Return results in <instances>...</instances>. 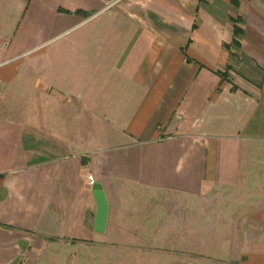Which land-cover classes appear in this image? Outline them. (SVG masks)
<instances>
[{
    "label": "crops",
    "instance_id": "1",
    "mask_svg": "<svg viewBox=\"0 0 264 264\" xmlns=\"http://www.w3.org/2000/svg\"><path fill=\"white\" fill-rule=\"evenodd\" d=\"M0 264H264V0H0Z\"/></svg>",
    "mask_w": 264,
    "mask_h": 264
},
{
    "label": "water",
    "instance_id": "2",
    "mask_svg": "<svg viewBox=\"0 0 264 264\" xmlns=\"http://www.w3.org/2000/svg\"><path fill=\"white\" fill-rule=\"evenodd\" d=\"M93 187H94V192H95L96 198H97V200L99 202V205H100L99 206V214L103 215V213H104V207H103V205H104V197H103V192L101 190L100 184L95 183L93 185Z\"/></svg>",
    "mask_w": 264,
    "mask_h": 264
},
{
    "label": "built area",
    "instance_id": "3",
    "mask_svg": "<svg viewBox=\"0 0 264 264\" xmlns=\"http://www.w3.org/2000/svg\"><path fill=\"white\" fill-rule=\"evenodd\" d=\"M93 181H94V178L92 177V175L91 174H88L87 175V183L88 184H91V183H93Z\"/></svg>",
    "mask_w": 264,
    "mask_h": 264
}]
</instances>
